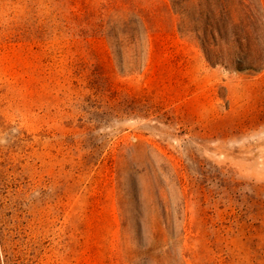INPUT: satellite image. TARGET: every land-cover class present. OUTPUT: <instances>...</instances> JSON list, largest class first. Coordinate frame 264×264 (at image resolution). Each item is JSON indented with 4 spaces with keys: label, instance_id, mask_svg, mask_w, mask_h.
<instances>
[{
    "label": "rangeland",
    "instance_id": "374dc122",
    "mask_svg": "<svg viewBox=\"0 0 264 264\" xmlns=\"http://www.w3.org/2000/svg\"><path fill=\"white\" fill-rule=\"evenodd\" d=\"M247 3L210 62L172 0H0V264H264Z\"/></svg>",
    "mask_w": 264,
    "mask_h": 264
},
{
    "label": "trees",
    "instance_id": "16d2710c",
    "mask_svg": "<svg viewBox=\"0 0 264 264\" xmlns=\"http://www.w3.org/2000/svg\"><path fill=\"white\" fill-rule=\"evenodd\" d=\"M175 10L183 17V30L194 32L202 42L203 49L210 62H213L211 47L220 44L219 39L231 42V34L236 37L233 42L239 47L242 44V37L238 31L247 32L243 23L247 19L255 17L251 4L247 0H172ZM234 11L243 16V22L235 24L233 20ZM252 68L255 71L264 69V63L258 67H243L239 65L238 70ZM175 264H181L176 260Z\"/></svg>",
    "mask_w": 264,
    "mask_h": 264
}]
</instances>
